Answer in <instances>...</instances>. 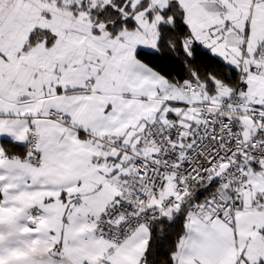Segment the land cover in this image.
<instances>
[{
  "label": "snow or ice",
  "instance_id": "1",
  "mask_svg": "<svg viewBox=\"0 0 264 264\" xmlns=\"http://www.w3.org/2000/svg\"><path fill=\"white\" fill-rule=\"evenodd\" d=\"M0 264H264V0H0Z\"/></svg>",
  "mask_w": 264,
  "mask_h": 264
}]
</instances>
